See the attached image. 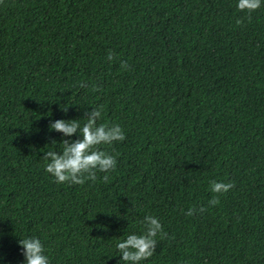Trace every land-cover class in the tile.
I'll use <instances>...</instances> for the list:
<instances>
[{
    "label": "trees",
    "instance_id": "trees-1",
    "mask_svg": "<svg viewBox=\"0 0 264 264\" xmlns=\"http://www.w3.org/2000/svg\"><path fill=\"white\" fill-rule=\"evenodd\" d=\"M93 108L124 132L96 146L116 166L58 183L44 154L78 133L48 125ZM145 215L141 264H264V4L0 0V264L26 237L50 264H117Z\"/></svg>",
    "mask_w": 264,
    "mask_h": 264
},
{
    "label": "clouds",
    "instance_id": "clouds-1",
    "mask_svg": "<svg viewBox=\"0 0 264 264\" xmlns=\"http://www.w3.org/2000/svg\"><path fill=\"white\" fill-rule=\"evenodd\" d=\"M264 4V0H236V8L240 11H252ZM109 59L111 56L109 55ZM67 111V107H62ZM101 110L93 108L81 124L79 119H55L48 125L50 130L58 131L63 137L70 138L78 133L76 139H63L62 148L59 152L47 151L44 154L46 164L44 171L51 174L56 182L81 184L84 179L95 180L94 170L107 172L116 166V157L99 145H111L114 141L124 140V132L118 124L100 123ZM86 174V175H85ZM232 185L230 183L211 181L209 184L212 193H226ZM214 196L209 204H216ZM192 214L190 208L187 212ZM142 231L130 232L122 239H119L115 248L119 260L117 264H141L153 255L156 246V237L161 232L162 225L152 215H145L141 221ZM22 246L24 264H50L49 256L44 246L37 237H26L18 241Z\"/></svg>",
    "mask_w": 264,
    "mask_h": 264
}]
</instances>
